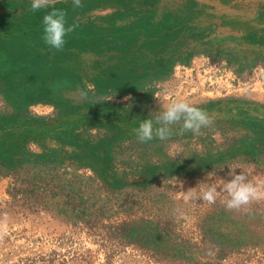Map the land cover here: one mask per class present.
Listing matches in <instances>:
<instances>
[{
    "label": "rangeland",
    "instance_id": "obj_1",
    "mask_svg": "<svg viewBox=\"0 0 264 264\" xmlns=\"http://www.w3.org/2000/svg\"><path fill=\"white\" fill-rule=\"evenodd\" d=\"M30 3L0 0V47L3 36L24 28L32 15L42 20L46 10L31 13ZM54 6L65 8L78 27L59 51L44 45L40 33L21 37L22 45L15 40L10 52L0 50V113L30 102L40 116L76 121L87 112L83 121L95 125L87 133L103 138L118 126L101 114L94 119L99 109L113 112L122 104L149 117L172 99H185L213 122L199 135L174 125V137L147 144L122 136L119 127L107 142L114 170L127 173L119 172L126 183L118 188L69 161L25 164L23 183L47 175L73 188V198L58 204L12 198L16 181L0 174V264H264V199L228 209L223 197L209 204L182 192L230 180L224 164L264 180L263 143L249 156L232 144L264 132V0H83L79 9L71 0H55ZM119 60L125 70L107 69ZM6 80L21 95L14 106L2 95ZM190 157L192 175L150 170ZM72 177L76 183L66 181ZM119 203L128 206H113ZM141 217L152 218L157 229L133 241L129 227Z\"/></svg>",
    "mask_w": 264,
    "mask_h": 264
},
{
    "label": "trees",
    "instance_id": "obj_2",
    "mask_svg": "<svg viewBox=\"0 0 264 264\" xmlns=\"http://www.w3.org/2000/svg\"><path fill=\"white\" fill-rule=\"evenodd\" d=\"M32 17L31 21V18H28L27 24H24V28L19 30L13 29V32L3 36L0 47L3 53L4 50L10 52L9 49L15 46V40L19 41V45L21 41L22 45L24 44V40L22 41L23 37H26L25 39L28 40L27 38L31 36L36 37V34L42 33L40 18L36 17V15H32ZM16 34L20 36L19 39L16 38ZM43 61L40 64V68H42L43 64L46 62ZM101 62V59H98L97 63L101 64ZM117 64L111 68L107 67V69L116 71L119 67L123 70L128 67L126 64H121L120 60ZM2 68L3 67L0 69L1 72ZM1 72L0 74L2 75L3 72ZM11 86L12 83L10 81H2L1 91L2 95L14 106V103L19 101L21 95L16 94V90L12 89ZM102 88L104 89V87ZM30 104H32V102L25 106H21L20 104L14 106L16 109L15 113H0V174L12 175L16 184L18 185L19 183L21 186L17 191V185H15L14 182L13 188L9 190L12 198H17L18 201L22 199L24 202L32 199L43 202V199L46 198L48 202L50 201L51 203L55 202L58 204L61 200H71L74 196L71 194L73 193V188H63L60 182H55L53 177L50 178L47 175H44L40 179L23 183V178L27 174H22L19 171L28 163L47 164L49 162L48 164H54V166H56V163L69 161L78 167L92 170L97 175V178L103 182L102 185L104 186L111 185L112 187L118 188L121 184L126 183L125 178L119 175V172L122 175L127 173L122 169H120L119 172L118 170H114L113 159L111 158L112 152L108 148L107 142L111 144V137L117 135L119 127L122 130V136L134 137L131 131L133 127H131L130 124H133L135 127L140 119L147 117L135 116L131 110H126L125 106L122 104H117L118 108L116 107V110H113V112L109 109H99L94 119H98L101 114L107 117L106 120H113L118 126V130L115 133L111 132L108 137L103 136L102 138L100 137L102 135L98 133L95 138H91L90 136L93 135L87 132L93 129L95 125L93 122L83 121V118L85 116L87 117V112L81 113V116H83L82 118L76 121H70L63 120L60 115L40 116L33 114L28 107ZM100 119H102V117ZM130 120H132V122H130ZM259 135V137L254 135L255 139L253 140H247L246 138L242 141H238L235 139L232 144H237L238 148L243 150L246 156H249L256 148V145L259 143H263L264 145V132H260ZM174 136L175 133L172 137ZM156 141H158V139H154L150 143H155ZM31 143L38 144L41 150L33 151L30 149L29 145ZM223 155L225 154L223 153L222 156ZM202 160L207 162V164L210 163L205 160V158ZM199 162L200 161L196 160L195 163L198 165ZM154 168H161V170L167 173L174 172L175 174L185 175H192V172H196V165L192 162L191 157L184 163L168 162L161 166L160 164H155L150 170L155 172ZM72 179L66 181L69 183H76L77 177H72ZM81 180H83V178H80V181ZM65 190L69 191L67 192ZM18 193H21L22 197H17L16 195ZM113 206L124 210L123 208L128 205H126V203H119ZM153 222L152 218L145 217L137 219L136 222L133 220V226L129 227L130 229L133 228L134 231V234H132L133 237H130L131 240H138L152 229H157V226ZM127 224H130V222L127 221L126 225ZM157 235L158 234H156V236Z\"/></svg>",
    "mask_w": 264,
    "mask_h": 264
},
{
    "label": "clouds",
    "instance_id": "obj_3",
    "mask_svg": "<svg viewBox=\"0 0 264 264\" xmlns=\"http://www.w3.org/2000/svg\"><path fill=\"white\" fill-rule=\"evenodd\" d=\"M54 4L55 0H31L27 11L36 13L46 10L41 20V40L49 49L59 51L63 49L67 37L78 25L69 23L67 10ZM71 5L73 9H79L83 6V0H71ZM81 95L86 97L87 92L84 91ZM112 96L104 100H110ZM154 113L156 114L151 113L149 117L140 119L131 129L138 142L147 144L154 139L167 141L176 131L174 125H179L180 133L199 135L202 129L209 127L213 122V117L206 109L195 106L185 99H172L166 107ZM225 165L229 168L230 180L217 179L214 183H199L186 192L182 191L185 197L206 201L209 204H214L218 198L223 197L222 203L228 209H239L252 201L264 199V180L250 179L244 170L237 173L235 170L239 167L228 164H224L220 169ZM215 175V171L207 173L208 178Z\"/></svg>",
    "mask_w": 264,
    "mask_h": 264
}]
</instances>
